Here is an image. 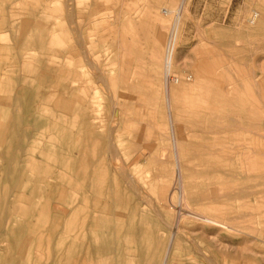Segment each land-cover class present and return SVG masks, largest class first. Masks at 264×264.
<instances>
[{"label": "rangeland", "instance_id": "obj_1", "mask_svg": "<svg viewBox=\"0 0 264 264\" xmlns=\"http://www.w3.org/2000/svg\"><path fill=\"white\" fill-rule=\"evenodd\" d=\"M180 3L0 0V264H264V0H185L168 81Z\"/></svg>", "mask_w": 264, "mask_h": 264}, {"label": "bare ground", "instance_id": "obj_2", "mask_svg": "<svg viewBox=\"0 0 264 264\" xmlns=\"http://www.w3.org/2000/svg\"><path fill=\"white\" fill-rule=\"evenodd\" d=\"M38 3V2H37ZM39 4V3H38ZM185 7V0H181V3L179 5V7L177 9H162L161 10V13L164 15V16H167V15H172L173 16V25H172V33H171V37L169 38V41H168V37L165 41V44H164V61H163V68H164V73L166 74V78L167 80L169 81L170 80V74H169V68H168V65H169V58H170V54L172 52V49H173V46L175 44V41H176V36H177V33H178V29H179V22H180V13H181V10H183V8ZM41 9V8H40ZM38 12V11H37ZM40 12V11H39ZM33 14V13H32ZM36 14V13H35ZM35 16V15H34ZM75 16V15H74ZM33 17V16H32ZM170 17V16H169ZM75 18V17H74ZM256 20V13H253V16L250 17V21L251 22H254ZM74 23V22H73ZM59 51V50H58ZM205 63V62H204ZM207 63V62H206ZM167 66V67H166ZM207 66V64H206ZM208 67V66H207ZM207 69V68H206ZM203 72V71H202ZM217 72V71H216ZM204 73V72H203ZM207 73V72H206ZM209 73V72H208ZM207 73V74H208ZM205 74V75H207ZM204 75V76H205ZM169 77V78H168ZM209 77V76H208ZM205 78V77H204ZM210 78V77H209ZM212 78V77H211ZM175 79V82H177V78H174ZM207 81V80H206ZM212 81V80H211ZM83 89V88H82ZM81 103V102H80ZM203 108H204V114L207 112H211V110H213L211 107H209L207 104H206V99L203 100ZM252 103V102H251ZM32 105V104H31ZM29 109V108H28ZM38 109V108H37ZM30 110V109H29ZM42 110V109H41ZM216 111V110H215ZM36 112V111H35ZM212 115V114H211ZM263 116V115H262ZM260 117V116H259ZM214 123V122H213ZM207 124V123H206ZM262 125L263 127L261 128V133H264V122H262ZM88 136V135H87ZM258 137V136H257ZM261 138V137H260ZM240 141V140H239ZM23 142V141H22ZM244 142V140H243ZM24 143V142H23ZM246 143V142H245ZM25 145V144H24ZM247 145V144H246ZM263 145H264V142L262 141V139H258L256 137H252L250 136V142H249V145L247 147L250 146V148L248 149V151H245L244 153H246L244 156H245V159L248 157V155H250L252 151L256 152V151H262L263 150ZM208 146V144L206 145ZM210 146V145H209ZM19 148V147H18ZM205 149V148H204ZM24 150V149H23ZM247 150V149H246ZM21 151V149H20ZM205 151V150H204ZM203 155V154H202ZM206 157V156H205ZM208 158V157H207ZM68 159V158H66ZM252 162H264V155H257L254 157V159L252 160ZM130 181V180H129ZM131 182V181H130ZM91 184V183H90ZM92 186V184H91ZM182 193V192H181ZM178 222H179V219L176 220L174 226H172V229H171V234L170 236L168 237V240H167V243H166V246H165V249L167 248V254H166V257H165V261H163L164 263L163 264H167V261H168V258H169V255L171 254V248H172V244H173V240H174V237L175 236V233H176V230H177V226H178ZM174 247V246H173ZM165 253V251H164ZM174 253V251H173Z\"/></svg>", "mask_w": 264, "mask_h": 264}, {"label": "crops", "instance_id": "obj_3", "mask_svg": "<svg viewBox=\"0 0 264 264\" xmlns=\"http://www.w3.org/2000/svg\"><path fill=\"white\" fill-rule=\"evenodd\" d=\"M164 49V45L161 43V42H159V44H158V48H157V55H158V58L161 56V50H163Z\"/></svg>", "mask_w": 264, "mask_h": 264}, {"label": "built area", "instance_id": "obj_4", "mask_svg": "<svg viewBox=\"0 0 264 264\" xmlns=\"http://www.w3.org/2000/svg\"><path fill=\"white\" fill-rule=\"evenodd\" d=\"M171 33H172V26L169 28V31H168V41H169V38L171 37Z\"/></svg>", "mask_w": 264, "mask_h": 264}]
</instances>
